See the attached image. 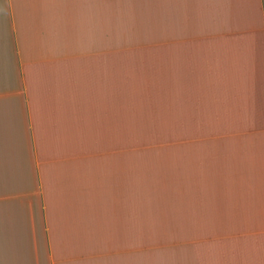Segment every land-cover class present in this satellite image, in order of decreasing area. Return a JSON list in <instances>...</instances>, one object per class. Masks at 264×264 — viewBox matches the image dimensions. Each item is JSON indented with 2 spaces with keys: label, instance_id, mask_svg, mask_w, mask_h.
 <instances>
[{
  "label": "crops",
  "instance_id": "crops-1",
  "mask_svg": "<svg viewBox=\"0 0 264 264\" xmlns=\"http://www.w3.org/2000/svg\"><path fill=\"white\" fill-rule=\"evenodd\" d=\"M0 264H264V0H0Z\"/></svg>",
  "mask_w": 264,
  "mask_h": 264
}]
</instances>
